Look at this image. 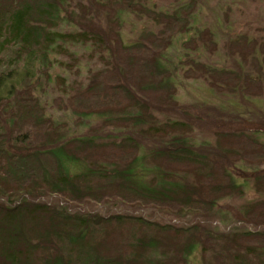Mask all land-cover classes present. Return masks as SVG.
I'll list each match as a JSON object with an SVG mask.
<instances>
[{
  "label": "trees",
  "instance_id": "obj_1",
  "mask_svg": "<svg viewBox=\"0 0 264 264\" xmlns=\"http://www.w3.org/2000/svg\"><path fill=\"white\" fill-rule=\"evenodd\" d=\"M84 1L0 3V67L7 65L0 70V92L8 90L0 97V114L10 128L0 132V264H201L198 253L202 264H251L253 258L264 264V231L225 232L201 219H230L220 202L245 195L251 180L264 183L257 175L264 129L222 130L214 142L200 143L189 136L188 121L154 114L178 106L180 75L202 78L218 93L259 95L264 39L240 35L229 41L237 69L220 68L192 55L217 47L214 34L198 22L196 0H175L167 9L139 0ZM131 12L148 14L160 28L126 43L122 28ZM69 45L105 68L77 85L54 76L51 57H71ZM32 71L40 77L11 100L8 81L22 83ZM53 83L63 95L57 101L34 97L35 91L50 98L45 87ZM145 138L160 145L147 147L140 143ZM240 171L243 181L235 174ZM47 195L66 203L35 201ZM111 203L147 213L161 206L180 218L190 213L192 221L200 219L173 225L142 214L76 209H109ZM239 213L264 225V197Z\"/></svg>",
  "mask_w": 264,
  "mask_h": 264
},
{
  "label": "rangeland",
  "instance_id": "obj_2",
  "mask_svg": "<svg viewBox=\"0 0 264 264\" xmlns=\"http://www.w3.org/2000/svg\"><path fill=\"white\" fill-rule=\"evenodd\" d=\"M81 0H75V3ZM142 4L146 6H153L156 9H167L171 8V5L175 0H139ZM85 4L86 2L82 0ZM1 3V0H0ZM195 13H197V19L201 27L210 30L216 40L217 47L214 50L208 51L199 49L198 52L192 53L196 60L202 61L207 64H214L217 67H233L236 68L233 62H237L230 57L228 51L229 41L235 39L237 36L246 35L250 38L264 39V0H196L195 1ZM77 6H72L76 8ZM76 10V9H75ZM160 28V25L155 22L148 14L142 13L140 16L135 15L131 12L130 16L126 18L123 24L122 32L126 43H131L135 41L140 35L147 34L150 32H155ZM57 29L70 30L69 27L62 28L60 26ZM178 48H181L178 44ZM183 46V44H182ZM69 50L72 51L71 57L68 54H53L52 59L56 60V66L53 70V75H61L66 77L69 84L77 85L82 84L84 79H87L92 75L89 74L91 71L97 69L105 68L97 60H86L88 57L83 55L82 48H78L77 45H69ZM182 51V49H180ZM9 53V52H8ZM6 53V54H8ZM9 58L8 56L5 58ZM5 61V60H4ZM58 61H62V66ZM71 66L65 68L67 64ZM22 62L16 66L15 71H18L22 66ZM38 65V64H37ZM14 66V65H13ZM7 65L0 67V70L6 68ZM241 67L245 72L256 74L254 68L250 69L246 63H241ZM13 71V72H15ZM181 74V73H180ZM25 80L21 83H17L16 79L8 81V88L15 92L10 98H18L17 92L26 93V84H30L31 80H36L40 77L37 74L33 76V71L30 74L25 75ZM263 88L259 95H245L241 92L233 93H218L211 89L208 83L204 79L193 80L190 78H185L180 75L176 82L177 87V98L178 106L165 111L156 109L154 114L156 117L164 119L165 116L171 115L176 118H180L185 122H189L192 131L189 132V136L193 137L195 141L198 142H214L215 135L222 130H242L246 126H251L253 128H263L264 129V65H263ZM30 80V81H29ZM43 80H40L42 82ZM16 82V83H15ZM44 82V81H43ZM26 85V86H25ZM7 88L0 92V97L7 95ZM45 92L48 97L43 96L34 91V97L38 100L44 101V99H54L63 96L61 94L60 86L57 83H53L52 87H45ZM61 95V96H60ZM173 112V113H171ZM71 114V111H70ZM98 123V122H97ZM0 132L5 131L8 133L9 127L5 124L4 117L0 114ZM69 127L75 126L74 119L70 120ZM94 126V124H93ZM95 127H97L95 125ZM72 128V129H73ZM110 129V127H108ZM140 143L147 144V147H152L154 145L159 146L160 141L158 139L145 138L140 139ZM200 145L199 143H197ZM260 165V169L257 171V175H264V164ZM250 173V172H249ZM239 181H243V177L246 175L244 172L240 171L238 174L235 173ZM246 193L243 196H238L233 194V196L224 198L220 205L222 208L228 207L232 216L230 219L227 218H211L205 219L201 217L204 223H211L212 226H218L225 232H230L232 227H238L240 229L248 228L253 232L264 231L263 224H256L248 220V218L243 214L239 213V208L245 203L254 201L257 198L264 197V183L254 184L251 180L248 187L246 188ZM45 201L48 204L58 203L59 205H65L60 197L57 195H47L42 198H37L35 201ZM107 206V205H106ZM104 205L91 204V206H77L76 209L84 210L89 208L91 211H100L102 213L110 214L115 212H128L133 214H142L145 217H151L153 220H159L165 223H170L173 225L186 224L189 222H194L199 220L197 217L192 221L195 215L187 214L185 217L175 213L172 208H165L161 206H152L149 213L145 209L136 208L135 206H124L119 205V203H111V208L108 209ZM220 207V208H221ZM171 209V210H170ZM215 217V215H213ZM249 260L250 257H247ZM197 259L200 260L202 264L201 256L198 253ZM257 259L253 258L252 261ZM251 261V264L254 262Z\"/></svg>",
  "mask_w": 264,
  "mask_h": 264
}]
</instances>
